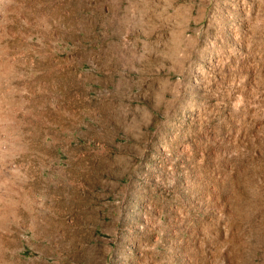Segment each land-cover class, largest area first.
Segmentation results:
<instances>
[{"label": "rangeland", "instance_id": "374dc122", "mask_svg": "<svg viewBox=\"0 0 264 264\" xmlns=\"http://www.w3.org/2000/svg\"><path fill=\"white\" fill-rule=\"evenodd\" d=\"M0 264H264V0H0Z\"/></svg>", "mask_w": 264, "mask_h": 264}, {"label": "bare ground", "instance_id": "6f19581e", "mask_svg": "<svg viewBox=\"0 0 264 264\" xmlns=\"http://www.w3.org/2000/svg\"><path fill=\"white\" fill-rule=\"evenodd\" d=\"M16 130V129H15Z\"/></svg>", "mask_w": 264, "mask_h": 264}]
</instances>
